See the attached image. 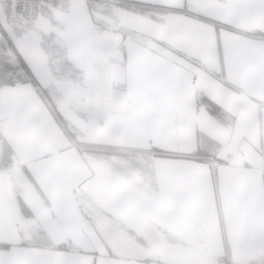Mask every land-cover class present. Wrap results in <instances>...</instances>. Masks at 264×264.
Segmentation results:
<instances>
[{
	"label": "snow or ice",
	"instance_id": "obj_1",
	"mask_svg": "<svg viewBox=\"0 0 264 264\" xmlns=\"http://www.w3.org/2000/svg\"><path fill=\"white\" fill-rule=\"evenodd\" d=\"M0 264H264V0H0Z\"/></svg>",
	"mask_w": 264,
	"mask_h": 264
}]
</instances>
